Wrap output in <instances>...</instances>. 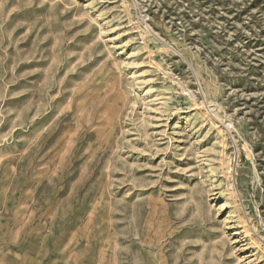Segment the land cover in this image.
Instances as JSON below:
<instances>
[{
	"label": "rangeland",
	"instance_id": "374dc122",
	"mask_svg": "<svg viewBox=\"0 0 264 264\" xmlns=\"http://www.w3.org/2000/svg\"><path fill=\"white\" fill-rule=\"evenodd\" d=\"M0 264H264V0H0Z\"/></svg>",
	"mask_w": 264,
	"mask_h": 264
}]
</instances>
